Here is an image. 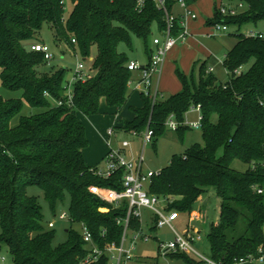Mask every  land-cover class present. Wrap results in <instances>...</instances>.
Here are the masks:
<instances>
[{"label": "trees", "instance_id": "16d2710c", "mask_svg": "<svg viewBox=\"0 0 264 264\" xmlns=\"http://www.w3.org/2000/svg\"><path fill=\"white\" fill-rule=\"evenodd\" d=\"M67 1L72 9L65 18ZM235 1L245 5L238 14L223 16L216 6L214 17L207 21L237 28L232 34L237 41L224 61L229 79L219 82L213 71H207V61L199 65L197 77L198 62L190 75L177 68L181 91L155 102L142 93V107H134L136 116L123 124L125 130L137 133L149 126L155 145L172 114L183 122L187 112L201 104L204 144L174 154L169 165L152 176L148 190L172 198L169 208L190 214L206 190L215 187L220 215L208 241L210 257L222 264L257 257L264 247V36L242 31L245 25L264 20V0ZM45 23L57 41L77 46L84 57L97 46L89 78L73 83L72 102L66 96L69 69L41 70L49 62L43 52L31 48L41 42L31 40ZM155 23L159 32L164 29L163 13L152 0L142 10L134 0H0L1 79L6 89L22 92L19 98L0 95V249L8 248L11 264H79L88 251L81 230L74 226L80 222L89 226L100 247L121 241L123 225L117 219L126 216L127 202L112 207L90 186L122 189L123 170L110 178L93 172L99 165H89L85 159L89 141L79 114L98 113L104 101L117 113L126 105L131 59L119 45L132 48L135 35L150 54ZM26 104L42 111L22 114ZM188 128L180 125L177 130L183 136ZM235 159L249 168L233 169ZM31 186L43 191L53 212L69 197L71 226L65 241L54 243L55 228L44 224L38 197L28 193ZM101 207L110 210L103 212ZM130 227L140 229V220L132 218ZM170 258L184 264L205 263L181 252ZM90 264H108V256Z\"/></svg>", "mask_w": 264, "mask_h": 264}, {"label": "rangeland", "instance_id": "374dc122", "mask_svg": "<svg viewBox=\"0 0 264 264\" xmlns=\"http://www.w3.org/2000/svg\"><path fill=\"white\" fill-rule=\"evenodd\" d=\"M221 0H201L197 6V12L200 15V20L195 25L189 24V31L196 33L195 31L201 30L200 28L205 26L207 20L214 17L215 3H220ZM229 0H224V2ZM237 3V2H236ZM217 4V5H218ZM72 5L67 1L65 8V18L68 17L71 12ZM212 28V27H211ZM153 34L158 35L159 30L157 24H153ZM195 30V31H194ZM214 30V29H210ZM236 26H229L228 30H215V38L207 36H199V41L195 39L188 38L183 42H178L176 47L169 51L167 54V63L169 65L167 71L166 68L161 70L160 76L157 79V88L161 97H168L171 94L177 93L182 89V82L177 73V68L180 69L186 75H190L193 70L194 61L197 58H200V61L203 62L207 60V68L212 66L214 68L213 73L217 77L219 82L225 83L229 79L228 70L224 64L226 59V54L228 53L232 43L236 41V38L230 34L236 32ZM243 32L246 34L249 31L255 33H262L264 35V20L258 22L257 24H247L243 27ZM218 36H222V39H218ZM40 40L41 42L47 43L51 51L54 54L53 59L50 61V64H46L41 67L43 71H54L61 67H66L69 69L68 77H70L74 71L76 63L78 61L82 62L85 69L89 72H92L94 59L97 55V46H93L89 56L84 57L80 49L76 46L66 44L65 42H59L54 37V32L51 26L45 23L42 29L36 33L31 41ZM132 48H128L125 43L119 45L120 51H125L130 58L134 60H145V47L143 40L135 35L132 36ZM192 46L190 50H187L188 47ZM186 48V49H185ZM169 60V61H168ZM199 62V61H198ZM199 62L195 69V76H198ZM249 65L245 66V69ZM165 72V73H164ZM141 78V71L135 70L132 71V83L130 86V95L128 98L127 105L125 106L123 112L118 113L107 105L104 101L101 104L100 110L98 113L91 116H85L79 114L80 120L86 126V132L88 137V146L84 149L85 159L88 164L95 165L99 162H102V156L105 157L106 153L110 148L119 149L123 141H129L130 146L126 148L127 153L126 157L128 159L138 158L142 153L144 155L143 169L145 171H155L159 172L163 167L169 165L171 158L174 154H183L190 146L195 143L204 144L202 137L201 127H190L186 129L183 133V136L180 135L177 129L168 128L165 133L157 138L154 142H151L144 146L143 139L141 136H136L132 133H123L116 127L119 124V121H124L128 119L131 113L134 112V106L140 105L142 103L141 92L143 88L137 87L136 80ZM134 79V80H133ZM134 88V90H133ZM21 91H12L8 90L3 86L1 79V69H0V95L4 98H19L21 97ZM42 111L39 108H32L29 105H25L22 114H30ZM120 116V119H117ZM198 112L195 109H192L187 112L184 118V122H193L197 121ZM213 120L217 121V116L215 115ZM18 118L13 120L14 123H17ZM113 128L116 134L111 137V144L108 145V130ZM219 154H222L220 150ZM250 164L243 162L240 159H235L232 163V168L238 171H245L249 168ZM28 193L30 195H35L38 197L39 203L42 207V212L44 215V224L48 226L49 221L56 222L55 231L56 236L54 243L58 244L63 242L67 238V230L71 226V222L67 220H61L59 216L61 213L66 212L69 214L70 211V199L66 198L64 203L59 204L53 212L49 207L47 201L44 198L43 191L37 186H31L28 188ZM220 204L221 199L216 193L215 187H209L202 198L198 200L191 213H180V217L175 222L176 228L183 232L188 229L189 223L190 226L196 227L201 231L202 241L197 243V248L199 251L205 255L210 256V243L208 241V234L210 233L211 226L213 223H216L219 218L220 213ZM194 211H202L204 219L202 222L199 221H189V218L192 217ZM151 212L149 210H143V231L150 236V240L143 242H137L136 252L142 257H155L157 255V246L159 241L167 242L172 240L174 234L172 230L167 227H159L156 229H151ZM78 230L80 226L74 225ZM1 231V226H0ZM6 255L9 257L8 248L3 246L0 249V255ZM160 264H184L181 259H171L167 260L160 258ZM253 262H248L247 264H252ZM205 264V263H204ZM253 264H257L254 262Z\"/></svg>", "mask_w": 264, "mask_h": 264}, {"label": "built area", "instance_id": "2783aa9c", "mask_svg": "<svg viewBox=\"0 0 264 264\" xmlns=\"http://www.w3.org/2000/svg\"><path fill=\"white\" fill-rule=\"evenodd\" d=\"M115 1V0H110ZM136 8L142 10L146 6L147 0H134ZM157 8L163 13V20L165 27L158 35L153 34L151 39L150 57L147 63L142 64L138 60H130L128 62V69L131 71L140 70L141 79L139 86L143 88L145 95L149 96L153 102L160 98V93L156 85V78L161 73L164 62L166 60L168 52L180 41H184L190 31L187 26L189 18L196 19L197 14L194 12L188 4V0H152ZM179 5L183 8V12L180 16H177L173 11V6ZM243 2L236 4H222L219 11L223 16H232L239 13L244 7ZM178 21V23H177ZM179 25V26H177ZM215 30H227L228 26L224 23L213 24ZM249 36H264L262 33H255L249 31ZM33 50L43 52L45 59L49 62L53 59L54 54L51 51L50 46L45 42H37L31 46ZM209 72L213 71V68H208ZM236 73H240V70H236ZM90 72L87 71L82 62L78 61L72 73L66 83V96L70 102L73 98V83L77 80H87L90 76ZM62 104V101L58 102ZM201 104H197L192 109L198 112L197 121L193 122H180L172 114L166 121V126L170 129H178L180 125H187L190 127H201L202 125V112ZM191 109V110H192ZM136 136H141L144 146L151 143L154 138V131L149 126L141 133L132 132ZM115 134L113 128L108 130V145L111 144V137ZM131 144L129 141H123L119 149L110 148L105 155L104 163L97 166L93 172L100 177L110 178L116 174L119 170H123V176L121 183L122 189H116L112 187H102L99 185L90 186V191L101 198L103 201L109 203L112 207H119L123 201L127 202V214L124 217L117 219V222L123 225V234L119 243L112 242L106 244L104 247H100L94 240V236L89 226L80 222V230L83 239L86 242L88 251L85 256L80 260L79 264H90L98 261L103 254L108 256V264H160L159 259L163 258L167 260L171 254L185 253L191 255L197 259L205 262V264H222L214 260L210 256L203 255L197 248V243L202 241V235L200 230L190 227L180 232L175 222L180 217L178 210L169 208V204L173 202V199L164 196L160 197L155 194H151L148 190V184L151 181L152 176L158 174L152 170L145 171L143 169L144 155L143 153L138 158L128 159L126 156L125 148ZM261 191V190H259ZM149 210L151 212L152 226L169 227L174 237L167 242L159 241L157 246V255L155 257H142L136 252L137 242H146L150 240V236L143 231V210ZM101 211L106 212L110 210V207H101ZM61 220H69L70 214L66 212L61 213L59 216ZM132 218H138L141 222V228L134 230L130 227ZM199 218L198 214L192 213V217L189 218L191 222ZM56 222L49 221L48 227L55 228ZM151 226V227H152ZM248 262H256L257 264H264V247L259 250L257 257L248 256L236 260L235 264H244ZM0 264H11L9 257L6 255H0Z\"/></svg>", "mask_w": 264, "mask_h": 264}, {"label": "crops", "instance_id": "0c3cea01", "mask_svg": "<svg viewBox=\"0 0 264 264\" xmlns=\"http://www.w3.org/2000/svg\"><path fill=\"white\" fill-rule=\"evenodd\" d=\"M199 1H201V0H188V4H189V7L194 11V12H196V14H197V18L196 19H191V18H189L188 19V21H187V26H188V29L190 28L189 27V24L190 25H195V24H197V22L200 20V15L198 14V12H197V6H198V3H199ZM236 2L237 1H235V0H229V1H225L224 2V0H221L220 1V3L218 4L217 2L215 3V9H216V6L218 7V6H220V5H222V4H226V5H229V4H236ZM218 4V5H217ZM215 9H214V13H215ZM173 11H174V13L177 15V16H180L181 14H182V12H183V8H181L179 5H174L173 6ZM208 21V20H207ZM212 27V28H211ZM201 30H198V31H195L196 33H193V32H191L190 31V34L188 35V37L185 39V40H187L188 38H191V39H195V40H197V41H199V36H207V37H214L215 38V28L213 27V25H208L207 23H205V26H203V28L201 27L200 28ZM210 29H214L213 31L212 30H210ZM228 29H229V26H228ZM227 29V30H228ZM226 31V30H225ZM230 35H232V34H230ZM219 38L218 39H222L223 37L222 36H218ZM235 39V38H234ZM184 40V41H185ZM184 41H181V42H183L184 43ZM237 41V40H236ZM236 41H234L233 43H232V45H231V47H230V49L233 47V45L236 43ZM177 45V44H176ZM176 45L171 49V50H173L175 47H176ZM152 45H151V41H150V47H151ZM192 48V46H190L189 45V47H188V49L187 50H190ZM186 49V48H185ZM229 49V50H230ZM170 50V51H171ZM145 54H146V56H145V60L144 61H142V60H140L139 62H141L142 64H145V63H147L148 62V60H149V57H150V55L149 54H147L146 52H145ZM131 60L133 59V58H130ZM134 60V59H133ZM166 60H167V58H166ZM165 60V62H164V65H163V69H165L166 68V65H167V68H166V70L165 71H167V69H168V67H169V65L168 64H166L167 63V61ZM169 61V60H168ZM200 62V63H202L201 61H200V58H197L195 61H194V64H195V62ZM204 61H207L206 59L204 60ZM198 62V63H199ZM194 64H193V66H194ZM208 68H213L212 66H210V67H208ZM208 68H207V70H208ZM213 71H214V68H213ZM165 73V72H164ZM159 76H160V74L158 75V77L156 78V84H157V79L159 78ZM141 79V78H140ZM140 79H137L136 80V84H137V87H139V88H141V86H139V81H140ZM134 80V79H133ZM131 83H132V81L130 82V85L129 86H131ZM133 90H134V88H133ZM141 97H142V92H141ZM126 105H127V103H126ZM125 105V106H126ZM142 105H143V101H142V103L140 104V105H136V106H134V107H137V108H139V107H142ZM125 106L120 110L121 111V113L123 112V110H124V108H125ZM113 109V108H112ZM114 110V109H113ZM119 111V112H120ZM115 112V111H114ZM118 112V113H119ZM117 112H116V114H117V116L119 115ZM136 116V112L134 111L133 113H131L130 114V116L128 117V119H124V121H126V120H132L134 117ZM120 119V116L118 117V119H117V124H118V120ZM124 121H119V124L116 126V127H118V129L120 130V131H122L123 133H132L131 131H127V130H125L124 128H123V124H124ZM115 134H116V132H115ZM133 134V133H132ZM125 152L127 153V150H126V148H125ZM103 155H104V153H103ZM103 155H101L102 156V159H103V161L102 162H99V163H97V164H95V165H102L103 163H104V158H103ZM89 165H91V164H89ZM194 214H198L199 215V218H197L196 220H194V221H199V222H202L203 221V219H204V215H203V213H202V211H194L193 212ZM219 215H220V213H219ZM219 219V218H218ZM190 227H193V226H190ZM195 229H197L196 227H194ZM197 230H199V229H197ZM201 232V231H200ZM251 263V262H250ZM244 264H247V263H244ZM253 264V263H252Z\"/></svg>", "mask_w": 264, "mask_h": 264}]
</instances>
